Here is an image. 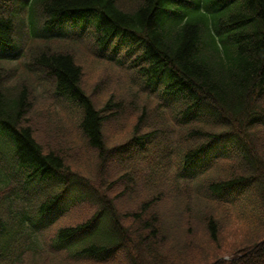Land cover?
Masks as SVG:
<instances>
[{
  "label": "trees",
  "instance_id": "obj_1",
  "mask_svg": "<svg viewBox=\"0 0 264 264\" xmlns=\"http://www.w3.org/2000/svg\"><path fill=\"white\" fill-rule=\"evenodd\" d=\"M82 39L93 56L129 69L159 101L152 108L149 96L124 85L137 100L127 106L136 130L119 145H109L105 128L127 99L108 98L100 107L87 93L70 51ZM23 58L57 103L58 120L47 122L44 142L30 120L31 87L24 78L8 85L15 74L3 63ZM263 144L264 0H0V264L24 262L71 188L85 192L76 201L70 196L76 204L94 206L54 235L53 246L73 259L264 264ZM172 148L178 163L171 175L161 173ZM120 177L126 190L112 184ZM139 185L146 197L119 206ZM162 189L173 192L163 208ZM229 209L257 221L249 242L258 243L237 253L218 246V216ZM199 233L207 250L220 249L213 260L201 258Z\"/></svg>",
  "mask_w": 264,
  "mask_h": 264
},
{
  "label": "rangeland",
  "instance_id": "obj_2",
  "mask_svg": "<svg viewBox=\"0 0 264 264\" xmlns=\"http://www.w3.org/2000/svg\"><path fill=\"white\" fill-rule=\"evenodd\" d=\"M35 45H40L38 41L34 40ZM33 44V42H31ZM75 47H70L71 48V54L74 56L76 62L80 65L84 72V78H83V86L85 90L87 91L88 94L93 95V99L95 102L99 103L100 107L101 104H104L108 98L109 100H113V97H118L120 98L121 96L126 98V107L123 105L121 106L122 109L119 112L118 115H121L119 118L115 119L114 123L110 124L108 128H105L107 141L109 142V145L115 146L119 145L122 141H125L128 139L130 134L134 133L136 128L134 129L133 127V118L134 115L129 116L130 111H133V108L127 107L131 102H133L131 95L128 93V91L125 89V84L128 85L129 87H132L129 85L127 82L130 83V81L126 78L122 68L116 66L114 63H111L105 59H98L93 56L92 54V49L90 48V44L85 40H80L79 43L74 44ZM38 50V49H37ZM25 59L23 58L22 61L17 62V63H8L5 64L9 70H13L14 72V77L12 80L8 81V85H14L16 81L20 80V78H24L25 82L27 85L31 87V92H32V110L30 113V120L32 123H36L35 128L38 131L37 136L39 138V141L44 142V138L42 137V133L48 136L51 134L50 131L51 129L49 128V125L47 122H51L52 120H58L57 117L55 116V113L57 109L54 108V105L56 104L54 99L52 98L51 94L48 92H45V89L40 86L39 83H37L34 79V76H31L25 66ZM15 70H17L15 72ZM27 78V79H26ZM119 82V84H118ZM135 92L137 91V88L134 86L132 87ZM129 98V99H128ZM149 98V97H148ZM150 101L148 103L151 104L152 108L157 109L158 104L156 100L149 98ZM45 116V119L41 118ZM129 116V117H128ZM121 118H127L126 121L124 120L121 123H117V121ZM123 124V125H122ZM145 124V123H144ZM144 126L150 127V124H145ZM138 127V126H137ZM141 128V127H140ZM112 129H121V132L117 135V133L112 130ZM42 132V133H41ZM56 134H59V131L56 132ZM118 160L120 159L119 157H115ZM113 159V161H117V159ZM106 173L111 172L106 170ZM120 176V175H119ZM120 180V187H116L117 190H121V187H125V190L128 186V183H126L122 178H118ZM131 191H132V185H130ZM115 189V190H116ZM144 187L143 185H139L137 192H131L128 190L126 194L122 197H120L117 200V203L119 206H123L124 208L134 206L136 204V200L141 197H146V194L143 193ZM130 191V192H129ZM165 203L161 206L162 208L164 207ZM167 208V206L165 207ZM233 211L232 216H218V223L220 225L221 232L219 234V240L220 243H218V246L220 249H225L223 251H227L231 249V251H234L235 253L238 252L236 250L237 248H240L242 245H246L247 247V242L252 238L254 235L251 227V221H248V219H245L244 216L241 215H236L235 211ZM193 213V212H192ZM195 215V214H194ZM193 215V216H194ZM231 215V214H230ZM74 216V215H73ZM73 216L71 218H61L51 229H49L45 233V237L52 236L54 233L58 230V227L62 228L66 225L69 224H74V221L72 220ZM172 225V221H169ZM169 228V227H168ZM202 233H199L197 235L198 240V246L202 250L199 251L201 254V258L203 260H208V261L213 260V256L217 255L220 252V249L217 250L216 246H214L213 250L209 251L205 246L202 244L204 243L205 239L203 238L202 240ZM264 237V234L259 237V239H262ZM253 241V239H252ZM40 248H44L42 251L36 253L38 249L35 251V258H31L33 255H27L25 256L24 262L22 264H69V262L61 261L64 259L65 254L64 253H59L56 256H48V253L46 252V246H50V244L45 245L44 241L39 242ZM254 243H258L254 242ZM249 242V244H254ZM233 249V250H232ZM199 253H194L193 256L199 257ZM31 254V252H30ZM234 254V253H233ZM226 255V254H221ZM230 256H227V258ZM201 259H199L197 262H199ZM72 264H89L87 261L84 262H79V263H72ZM118 264H125L124 263H118ZM128 264V263H127Z\"/></svg>",
  "mask_w": 264,
  "mask_h": 264
},
{
  "label": "bare ground",
  "instance_id": "obj_3",
  "mask_svg": "<svg viewBox=\"0 0 264 264\" xmlns=\"http://www.w3.org/2000/svg\"><path fill=\"white\" fill-rule=\"evenodd\" d=\"M169 122H170V120L167 119L166 124H169ZM259 152H260V155H261V158H260V159L262 160V164H263L262 173L264 174V144H263V146H262V149L259 150ZM111 180H112V184H113V185H115L116 187H120V183H119V181H118L117 179H111ZM120 189H122V188H120ZM149 205H155V207H158V206H157V203L155 204V203H153V202H150ZM230 214H231V215H230ZM235 214L239 216L238 213L235 212ZM232 215H234V214H233V211H232V209H229V212H228L227 214H225L224 216H229V217H230V216H232ZM221 216L224 217L223 214H222ZM219 217H220V216H219ZM245 219H248V221H251V227H252V228L256 227L255 225L257 224V221H256L254 218H251V217H245ZM262 234H264V233H262ZM263 238H264V237H263ZM263 241H264V239L262 240V242H263Z\"/></svg>",
  "mask_w": 264,
  "mask_h": 264
}]
</instances>
